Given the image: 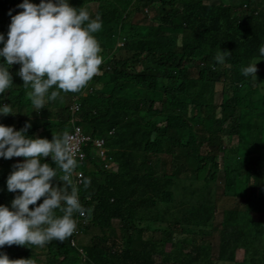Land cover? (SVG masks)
Wrapping results in <instances>:
<instances>
[{
    "label": "trees",
    "instance_id": "16d2710c",
    "mask_svg": "<svg viewBox=\"0 0 264 264\" xmlns=\"http://www.w3.org/2000/svg\"><path fill=\"white\" fill-rule=\"evenodd\" d=\"M11 1L13 0H0V33L6 34L8 31L11 20L7 13ZM37 1L30 0L32 3ZM77 1L86 4L90 0ZM21 2L22 0H19L17 4ZM167 6L170 8L168 11ZM131 7L134 8L132 14L127 15L121 22L102 20L101 29L94 35L100 46L111 55L116 40L115 35L124 37L123 33L129 30L130 34L125 37L127 42L122 50L130 53L134 58L145 51L146 57H149L147 69L152 70L143 73L128 71L126 69L128 60H118L116 64H112L113 69L109 68L105 72L100 86L94 89L90 96L83 97L81 102L79 99L81 91L67 92L60 96L61 100L50 101L44 107L47 108L54 102L59 114L44 108L39 110L44 126L53 125L55 129L58 127L57 132L65 134L70 130L67 123L63 124L68 118L66 114L71 105L69 101L71 97L77 95V100L81 104L79 124L84 133L97 136L107 134L114 129L113 136H107L106 139L109 147L108 157L118 163V171L116 173L104 171L99 160L90 162L84 169V176L91 178V184L86 189L80 187V200L88 209L91 222L99 230H109L113 219H119L122 222L120 229L122 247L120 249L105 248L101 245L104 238L95 235L89 243H78L76 246L67 243L49 244L41 250L47 254H41L40 251L38 257H31L29 249L26 248L30 245L5 244L0 248V252H4L9 260L15 261L24 257L25 260L35 261V264H153L151 243L159 241L170 243L171 248L168 253L164 251L158 256V264H215L216 261H219L217 264L220 262L229 264L233 261L234 250L242 249L244 237L236 228L240 221H247L253 217L254 213L264 214V197L258 193V186L264 178V115H258L264 111L262 102H257L251 95L245 96L246 105L238 108L235 118L230 121L235 127L229 123L227 126L216 125L215 128H211L212 123H219L228 113L233 112L232 108L223 109L220 118L198 117L200 108H211V100L207 99L210 94L206 90V83L215 81L219 74V71L215 72L213 68L219 65V62L214 60V56L220 50L242 57L244 65L247 64L248 57L254 61L256 55L260 56L258 49L264 46V1L236 0L232 4L221 0H130L129 8ZM84 8L93 16L99 13L92 12L88 6ZM257 8L260 11L255 15ZM99 10L102 11L101 8ZM20 11L22 9L16 7L12 10V15ZM149 13H152L150 20L147 19ZM136 24L138 31L135 28ZM177 25L181 28V33L178 37H174L172 32ZM188 33L197 35L196 42L203 51L200 60L202 71L198 80L195 81V89L189 95L200 98V103L192 110L194 117L184 121L181 115L184 109L172 96V100L168 103V115L162 118L167 121L166 128L158 129L156 123L149 121L148 117L151 114L137 109L138 100L133 91L135 88L156 91L161 78H172L175 74L183 78L182 84L177 85L176 88V92L180 93L181 87L189 83L185 68H181L182 63L189 59L187 52L184 53L183 46V36ZM138 50L140 52H136ZM102 57L106 62L105 56ZM262 57L264 60V56ZM17 70L18 66L13 65L9 69L13 75L14 84L6 90L4 102L11 103L20 113L27 95L21 85L22 80L15 75ZM243 79L246 78L236 74L234 81L237 85L240 83L245 85ZM211 87L212 85L209 88L210 91ZM236 91H239V88H236ZM19 113L0 116V123L6 126L11 125L18 130L25 121H28L32 125L28 129V134L43 138L39 130L35 128V119L25 114L19 115ZM253 115L255 116L252 117ZM195 125H202V128H195ZM145 127L152 132V138H146ZM177 129H185L186 141H182L178 133L177 136L169 134V130L177 131ZM247 136L253 139H246ZM204 140L208 142L207 154H217L225 147L226 150L222 151L223 159L227 154L251 151L239 179H237L236 170H227L223 183L220 177L210 180L211 185L220 184L225 194L239 196L238 191L245 195V188L248 187L249 190L243 197L246 201L242 207L243 210L225 212L218 256L215 258L211 254L210 242L200 237V230L185 232L182 238L165 237L162 231V235L158 237L152 233L150 238H146L145 233L148 227L142 229L130 221L138 210L145 208L147 211L143 210L140 219L154 222L158 219V228L166 222L164 219L170 220L168 218L170 211L165 214L163 209H158L155 216H152L153 213L149 209L150 203L154 200L164 201L163 188L157 184L161 180L158 156L171 154L172 149L176 147L187 163L199 164L201 161H197L193 155L189 154V151L191 150L194 154V150L202 146ZM234 141L235 144H233ZM124 150L127 152H123ZM255 151L259 153L258 157H252ZM131 154H140V158H134ZM23 158H1L4 171L0 173V185L5 183L7 175L12 171V165ZM146 163H149L147 167ZM152 166H155L153 173L157 182L148 176ZM213 166L216 169L217 164L214 163ZM184 170L187 174L195 173V169L187 165H184ZM54 182L60 183L55 181V178ZM170 184L171 181L168 180L165 186ZM233 187V191H230ZM2 188L7 191L6 187H0V200L5 194L1 192ZM18 192L19 190L17 193L10 192V197L6 200L10 202V198ZM208 195L209 193L203 191V197ZM168 197L170 195L166 199ZM41 199L37 201V204L42 202ZM125 202L129 204V210L123 208ZM191 203L189 200L185 217L196 219L194 214L196 212L201 214L203 210L191 206ZM195 205L197 206L196 203ZM29 207L33 206L29 205ZM211 211L212 208L209 209V216ZM162 212L163 214L158 218ZM172 213L174 214V210L171 211ZM252 224L261 226L256 222ZM43 260L46 262L43 263Z\"/></svg>",
    "mask_w": 264,
    "mask_h": 264
},
{
    "label": "clouds",
    "instance_id": "9594fccd",
    "mask_svg": "<svg viewBox=\"0 0 264 264\" xmlns=\"http://www.w3.org/2000/svg\"><path fill=\"white\" fill-rule=\"evenodd\" d=\"M230 2L234 4L236 0ZM16 7L22 11L12 15V9H9L7 14L11 22L8 31L6 34L0 33V58H3L0 60V116L19 113L11 103L4 102L6 90L14 84L13 75L9 71L13 64H19L15 75L22 80L21 85L26 91L32 111L38 113L62 92L81 91L80 102L83 97L90 96L100 85V80L95 79L96 75L101 71L102 79L109 68L113 69L111 58L119 49H123L127 42L125 37L116 34L113 54L110 55V52L100 46L94 35L102 27L99 13L93 16L82 6L78 8L70 6L68 0H55V2L39 0L38 4L30 0H22ZM169 9L167 6L166 10ZM145 13L148 14V11L145 10ZM258 52L260 56H264V46L259 47ZM104 53L107 54L106 62L102 57ZM229 55L227 51L220 50L214 56V60L223 63ZM143 56L146 57L145 51L136 58ZM148 60L149 57L147 62ZM257 61L243 67L240 70L241 74L256 79ZM155 76L158 77L157 74ZM174 76L166 79L159 77L161 83L157 86H177L178 83L175 84L174 80L183 78L180 75L174 74ZM74 104L78 105L77 111H72ZM80 111L81 104L76 95L71 101L66 121L70 130L65 134L52 135L51 140L29 135L28 129L31 128V123L28 121H25L18 130L11 125L0 123V158H25L12 165V171L5 180L4 187L9 197L10 192L17 193V190L19 192L10 198V202L6 200L8 198L0 200V248L5 244L43 247L52 241L63 242L69 236L77 235L78 230L87 223H92L88 209L80 200V187L86 189L91 184V178L84 176V169L90 162L99 160L104 171L114 173L118 169V163L108 157L106 137L113 136L114 129L107 134L97 136L84 133L79 124ZM25 115L30 116V114ZM156 126L158 129L163 128L157 123ZM76 127L80 128L84 136L91 139L82 147L85 158L79 168L77 153L69 144L67 136ZM169 134L177 136L173 130H169ZM95 140L104 141L103 156H100L93 146ZM257 154L259 153L253 152L252 157H258ZM131 155L140 158V154ZM148 165L149 163H146L145 166ZM77 168L81 173L76 172ZM241 175L237 174V179ZM54 178L60 183H55ZM245 189L247 194L248 187ZM258 193L264 197V178L258 186ZM238 194L242 199L246 195L239 191ZM4 196L5 194L2 195ZM40 199L42 202L37 204ZM29 205L33 207L30 208ZM155 205L156 207L150 210L153 214H156L158 209L165 210L163 206L166 202ZM162 214L163 212L158 217ZM257 214L263 213H254L253 217ZM168 218L170 220H166L159 228L160 235L163 232L165 237L182 238L185 232L191 231L181 226L182 232L179 233L176 224L181 219L172 224V217L168 215ZM206 219H209V216ZM184 221L187 222V219ZM193 222L197 224V218ZM199 229L200 237L205 240L208 237L206 232L203 228ZM116 233L117 236L113 237L121 239L118 226ZM161 243L164 251L168 253L171 244ZM167 244H169L168 249ZM76 245L78 244H72V246ZM244 250H249L245 238L242 249L236 251ZM0 264H35V261L25 258L12 261L4 252H0Z\"/></svg>",
    "mask_w": 264,
    "mask_h": 264
},
{
    "label": "rangeland",
    "instance_id": "374dc122",
    "mask_svg": "<svg viewBox=\"0 0 264 264\" xmlns=\"http://www.w3.org/2000/svg\"><path fill=\"white\" fill-rule=\"evenodd\" d=\"M18 1L19 0H13L9 2L10 9H15L16 5H18ZM129 1L130 0H90L85 4L84 2H80L77 0H68L69 5L72 7L78 8L80 6H88V9H91L92 12H99L101 20L113 21L115 23L121 22L123 18H126L127 15L132 14L134 8H129ZM221 1L227 3L230 2V0ZM38 3L39 0L36 2V4ZM99 8H101L102 11H100ZM259 11L260 9L257 8L255 15H257ZM150 17H152V13H149V17H147V19L150 20ZM135 28L138 31L137 24ZM180 33L181 28L177 25L175 30L172 32V35L174 37H178ZM129 34L130 31L128 30L123 33V36L126 37ZM117 36H119V34ZM196 37L197 35L195 33H188L183 36L184 53L187 52L186 54L189 56V59L188 61H184L182 63L181 68H185L186 78L189 80V83L181 87L180 93L176 92V88L183 82V79L180 78H176L174 80L175 84L178 83V86H157L156 91H148L145 89L135 88L133 91L136 100H138L136 106L137 109L151 114L148 117L149 121L157 123L163 128H166L167 121L162 118L168 115V103L172 100V96L176 98V102L179 103L184 109L181 112L184 121H188L190 118L194 117L192 110H194L195 107L200 103V98H193V96H189L191 94V91L195 89V81L198 80V76L202 71V64L200 63V60L202 59L203 51L202 48L198 46ZM103 56H105V59L107 58V54L104 53ZM262 58V56L256 55V59L254 60H258L256 62V79L254 77L244 76L246 78L243 79L245 85H243L242 83H240V85H237L234 80L236 74L238 76H243L240 71L243 67L247 66L249 63L254 62L249 57L247 64L244 65L242 57L230 54L226 57L225 62L219 63V65L215 66L213 70L215 72L219 71V74L216 76V80L207 81L206 83V90L208 91V94H210L209 96H207V99L211 100V108H200L198 117L220 118L222 116L223 109L226 110V108H232L233 112L228 113L225 119L220 121L219 123H212L211 128H215L216 125H219L221 127L227 126V124L229 123L231 124V126L235 127L234 123L230 121L235 118V112L238 110V108L246 105L244 97L247 95L253 96L254 99L259 103L262 102V108L264 110V60ZM124 59L128 60V65L126 67L128 71L132 70L143 73L145 71L148 72L152 70L147 69V57L143 56L137 59L131 57L130 53H126V51L122 49H119L117 51V53L111 58V61L112 64H116L118 60L123 61ZM13 66H18L19 68V64H13ZM100 76L101 71L98 75H96L95 79L100 80L101 84L102 79L100 78ZM211 85L212 87L210 91L209 88ZM236 88H239V91H236ZM64 94L66 93H61V95ZM60 96H58L56 100H61ZM72 99H74V97L70 98V103ZM26 100H28V97L25 98L19 115H24L25 111L30 110L25 114H30L32 119H35V128L39 130V133L41 134L40 136H42L43 138L51 139L52 135L63 134L57 132L58 127L55 129L53 125H49L48 127L44 126V122L41 118V112L39 111L37 113L36 111H32L29 101L27 102ZM44 109L52 111L54 114H59L58 108L54 105V102L50 103L49 106ZM68 112L69 110L67 111V116ZM155 113H158V115H155ZM258 115H264V111ZM254 116L255 115H253L252 117ZM66 121L63 124H65ZM195 128H202V125H195ZM144 131L147 132L146 138H152V132L149 128L145 127ZM174 132L176 133V135L177 133L179 134V136L182 138V141H186L187 137H184L186 136L185 129H177V131ZM246 139L253 138L251 136H247ZM207 143V140H204L202 146H199L196 150H194V154L191 150L189 151V154L193 155L197 161H201L199 164L195 162L192 164L187 163L185 159H183L182 154H179L178 148L176 147L172 149L171 154L167 153L166 155L158 156V160L160 161L158 165L161 169L159 176L161 177V180L159 182L155 180L153 170L156 165L152 166V169L148 173V176L149 178L154 179L157 184L163 188L162 196L164 197V201L154 200L150 203L149 209H154L156 207L155 204L159 202H166V205L163 206V208H165L164 213L166 214L170 211L169 216H174L172 222H170L173 224L175 221L181 219V221L176 224L179 233L182 232L180 228L181 226H185L187 229L194 231L200 230L199 228H203L208 236L205 238V241L210 242V244L212 245L211 252L213 257L215 258L218 256V247L223 230L222 226L224 225L222 221L225 220V212L228 210H243L242 207L246 203V201L243 200L240 196L229 195V193L223 194L221 185H211L210 180H214L220 177L221 183H223V178L225 177L226 172H228L227 170H236L237 174H242L244 172V163L251 155V151H244L241 152V154H227L223 159L222 151L226 150V148L223 147V150L217 154H207L206 152H209ZM233 144H235V141ZM123 152H127V150H124ZM141 156L143 157V154H141ZM179 156L180 158L178 159ZM23 159H18V161H22ZM214 163L217 164L216 169H214ZM184 165H187L189 168L193 167L195 169V173L193 175L187 174L184 170ZM231 167H233V169H231ZM3 171L4 167L0 158V173H2ZM117 171L118 169L114 173H116ZM168 180L171 181V184L165 186L166 181ZM4 186L5 183H1L0 187ZM233 189L234 187L231 188L230 191H233ZM203 191L209 193L208 197H203ZM1 192L5 193L3 199L9 198V196L7 195L8 192L4 188H2ZM168 195H170V197L166 199ZM189 200L192 202L191 206H195L203 210L201 214H199L198 212L194 214V217L197 218V224L193 222L195 220L194 218L185 217V209L187 208ZM195 203L197 204V206L195 205ZM128 206L129 204L127 202L123 204L124 209L129 210ZM210 208H212V211L211 215L209 216ZM143 210H146V208L138 210L137 214L133 218H131L130 221L139 228L146 229L148 227V230L145 233L146 238H150L152 233H155L157 236H159L160 231L158 228V219L155 222L147 219H140V217L143 215ZM173 210L174 214H171V211ZM152 216H155V214H152ZM208 216L209 219H206ZM184 219H187V222H185ZM164 220L169 221L168 219ZM263 220L264 214H257L247 221H240L239 226H237L236 228L245 238L249 250H234L233 261L229 264H264ZM252 222L261 224V226L252 224ZM122 225L123 224L119 219H113L111 221V228L109 230H99L94 225V223H87L86 226L81 228V230H78L79 232L77 235L69 236L63 242L52 241L50 243H47L43 247H47L49 244L57 243H67L69 245L78 243L86 244L93 240L95 238V235H97L100 238H104V240L101 241V245L103 247L120 249L123 243L122 239H120L119 237L114 238L113 236H117L116 227L118 226L119 229H121ZM43 247L30 245L26 248L29 249L31 257H38ZM168 247L169 244H167V249ZM186 247L188 248V246ZM151 251L153 252V264H158V256L164 253L163 244L159 241H153L151 243ZM41 254H47V252L41 251ZM21 259L24 258L21 257ZM39 260L42 259L39 258ZM44 262H46V260H43V263ZM218 262L219 261H216L215 264H217ZM220 264L225 263L220 262Z\"/></svg>",
    "mask_w": 264,
    "mask_h": 264
},
{
    "label": "built area",
    "instance_id": "2783aa9c",
    "mask_svg": "<svg viewBox=\"0 0 264 264\" xmlns=\"http://www.w3.org/2000/svg\"><path fill=\"white\" fill-rule=\"evenodd\" d=\"M78 110V105L74 104L72 107V111H77ZM68 136V140H69V144L71 145V147L74 149V151L77 153V160H78V168L80 165H82L85 155L82 151V147L84 145H86L89 141H91V139L87 136H84L81 133V130L79 127H76L74 129V131L70 134L67 135ZM93 146L96 148L97 153L100 156H103L105 154V150H104V141L102 140H95L93 141ZM76 170L77 173H81L79 172L78 169Z\"/></svg>",
    "mask_w": 264,
    "mask_h": 264
},
{
    "label": "crops",
    "instance_id": "0c3cea01",
    "mask_svg": "<svg viewBox=\"0 0 264 264\" xmlns=\"http://www.w3.org/2000/svg\"><path fill=\"white\" fill-rule=\"evenodd\" d=\"M108 150H109V147H108Z\"/></svg>",
    "mask_w": 264,
    "mask_h": 264
}]
</instances>
